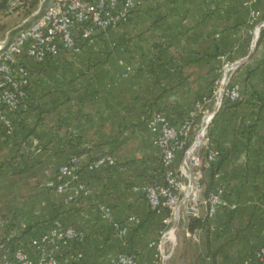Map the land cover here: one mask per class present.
<instances>
[{
    "label": "crops",
    "instance_id": "0c3cea01",
    "mask_svg": "<svg viewBox=\"0 0 264 264\" xmlns=\"http://www.w3.org/2000/svg\"><path fill=\"white\" fill-rule=\"evenodd\" d=\"M263 23L264 0H141L118 29L98 33L79 53L31 60L27 106L11 116L12 135L0 125V240L27 246L73 227L86 240L73 242L61 264H111L125 253L153 263L170 225L144 194L164 177L149 119L160 113L179 128L201 97L213 111L212 89L227 65L241 62L240 99L221 107L210 127L221 152L211 192L221 190L227 206L213 215L202 206L210 235L194 236L217 252V264L252 257L264 242V39L252 52ZM103 156L115 165L90 171ZM71 158L80 160L87 190L68 201L48 185ZM211 178L206 170L207 184Z\"/></svg>",
    "mask_w": 264,
    "mask_h": 264
},
{
    "label": "built area",
    "instance_id": "2783aa9c",
    "mask_svg": "<svg viewBox=\"0 0 264 264\" xmlns=\"http://www.w3.org/2000/svg\"><path fill=\"white\" fill-rule=\"evenodd\" d=\"M33 1L10 0L6 14H18L29 8ZM140 3L141 0H39L38 9L0 40V125L6 134L12 135L15 128L11 116H18L27 106L32 79L28 65L31 60L45 64L63 52L79 53L82 44L92 40L98 33L118 29ZM44 4L46 8L43 10ZM259 33L260 28L254 34V42L259 38ZM236 69L234 64L227 65L223 76L216 82L213 111L207 109L208 98H204L195 102L179 128L160 113L149 119L153 143L161 151L164 177L147 186L144 194L153 212H170V216L164 220L167 226L172 221L180 222L181 215L199 217L202 206L208 209L209 215L227 206L221 190L214 189L205 197V171L211 170L221 157L220 150L212 145L208 137L215 115L222 107L225 96L231 101L240 99L238 87L232 85L228 88ZM114 165L112 156H103L91 163L88 169L95 171ZM81 167L78 158H71L59 168L58 183L48 186L54 188L59 196H65L68 201L73 200L87 190L79 181ZM213 177L217 180L220 174L215 173ZM232 209H237V206H232ZM3 221L0 216V225ZM112 227L120 236L128 234L127 226L114 223ZM169 232L162 234L158 256L151 264H166L169 257L165 254L164 245ZM186 236L197 239L188 230ZM85 240L86 237L73 227L54 228L38 238H31L27 246L17 248L0 240V264H61L60 259L69 246L73 242L84 243ZM82 257L83 254L79 253L78 259ZM204 261L208 264L211 258L207 257ZM111 264L142 263L134 253H125L118 255ZM243 264H264V242Z\"/></svg>",
    "mask_w": 264,
    "mask_h": 264
},
{
    "label": "rangeland",
    "instance_id": "374dc122",
    "mask_svg": "<svg viewBox=\"0 0 264 264\" xmlns=\"http://www.w3.org/2000/svg\"><path fill=\"white\" fill-rule=\"evenodd\" d=\"M34 1L36 7L30 6V8L24 9L18 14L7 15L4 12L0 13V40H2L7 33L13 32L18 28L25 19L29 18L31 14L38 9L39 0ZM182 217L181 215V218ZM174 225L175 221H172L170 227L164 230V233L171 231L173 228L175 229ZM175 231L176 233L167 236L164 245L165 254L169 257L166 260V264H203L206 254L204 250L205 242L202 236L197 234V239L188 238L180 222Z\"/></svg>",
    "mask_w": 264,
    "mask_h": 264
},
{
    "label": "trees",
    "instance_id": "16d2710c",
    "mask_svg": "<svg viewBox=\"0 0 264 264\" xmlns=\"http://www.w3.org/2000/svg\"><path fill=\"white\" fill-rule=\"evenodd\" d=\"M10 0H0V13L4 12L6 14V8H7V4ZM35 1H33V3L30 5L32 7H36V3H34ZM29 6V8H30ZM38 8V6H37ZM36 8V9H37ZM46 8V4H44L43 6V10ZM264 39V29H262L261 33H260V38L257 42V48L260 46V44L262 43ZM234 78H235V74L233 75L232 77V81L231 83L229 84L228 88H231L232 85H234ZM214 91L215 89H212L211 93H210V97L213 96L214 94ZM204 98H207V97H201L199 98L198 100H203ZM238 101V100H237ZM237 101H231L229 98H227L226 96L224 97L223 99V102H222V108L221 109H224L226 106L228 105H231V106H235L237 103ZM216 118V117H215ZM200 119H201V115L198 117L197 119V125L200 123ZM215 120V119H214ZM213 120V122H214ZM212 122V123H213ZM208 137L211 141V134H210V130H209V134H208ZM192 142H190L189 145H191ZM212 143V142H211ZM201 153H202V150H201ZM219 170V165L218 163L217 164H214L211 168V171H212V178L209 182V184H207V189L205 191V194L206 196H208V194L211 192V190L213 189L214 185H215V181H214V177L213 175L215 173H217ZM165 212L167 213L168 216H170V212L169 211H166ZM153 214H156V212H153ZM180 225L183 227L184 231L188 230L190 231V233L194 234L196 232H205L207 237H209L210 235V223H209V220H208V217H205V216H201V217H182L181 218V221H180ZM8 245H10L12 248H17V247H21V245H24L23 242L22 243H10L8 242ZM25 246V245H24ZM205 254H206V258L207 257H210L211 258V264H217V252L215 251H212L210 250V247L207 246L206 249H205ZM204 264H205V261H204Z\"/></svg>",
    "mask_w": 264,
    "mask_h": 264
},
{
    "label": "water",
    "instance_id": "95a60500",
    "mask_svg": "<svg viewBox=\"0 0 264 264\" xmlns=\"http://www.w3.org/2000/svg\"><path fill=\"white\" fill-rule=\"evenodd\" d=\"M262 27H260V29H261ZM257 41H258V39L253 43V50H252V52L254 51V49H255V47H256V43H257ZM241 65V62L240 63H235L234 64V66H236V67H239ZM178 225H179V220H177L176 222H175V225H174V227H175V229L178 227Z\"/></svg>",
    "mask_w": 264,
    "mask_h": 264
},
{
    "label": "bare ground",
    "instance_id": "6f19581e",
    "mask_svg": "<svg viewBox=\"0 0 264 264\" xmlns=\"http://www.w3.org/2000/svg\"><path fill=\"white\" fill-rule=\"evenodd\" d=\"M175 232V229H171V231L169 232V235L173 234Z\"/></svg>",
    "mask_w": 264,
    "mask_h": 264
}]
</instances>
